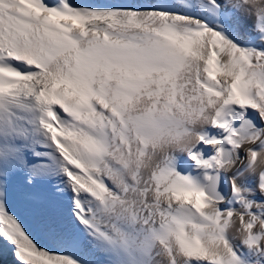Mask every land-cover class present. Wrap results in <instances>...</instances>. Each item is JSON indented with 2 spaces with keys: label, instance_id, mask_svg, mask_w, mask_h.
<instances>
[{
  "label": "snow or ice",
  "instance_id": "6c2138e0",
  "mask_svg": "<svg viewBox=\"0 0 264 264\" xmlns=\"http://www.w3.org/2000/svg\"><path fill=\"white\" fill-rule=\"evenodd\" d=\"M0 253L264 264V0H0Z\"/></svg>",
  "mask_w": 264,
  "mask_h": 264
},
{
  "label": "rangeland",
  "instance_id": "374dc122",
  "mask_svg": "<svg viewBox=\"0 0 264 264\" xmlns=\"http://www.w3.org/2000/svg\"><path fill=\"white\" fill-rule=\"evenodd\" d=\"M82 1V0H81ZM42 243L44 242V241H41ZM2 254V253H1ZM8 256H9V258H10V261L8 262V264H14V259H13V257H12V254L11 253H9L8 254ZM8 256H7V260H8ZM5 256L2 254V256H0V259L3 261V264H5L4 263V261H5ZM11 262V263H10ZM13 262V263H12ZM1 264V263H0Z\"/></svg>",
  "mask_w": 264,
  "mask_h": 264
},
{
  "label": "bare ground",
  "instance_id": "6f19581e",
  "mask_svg": "<svg viewBox=\"0 0 264 264\" xmlns=\"http://www.w3.org/2000/svg\"><path fill=\"white\" fill-rule=\"evenodd\" d=\"M74 2H76V3H83V2H86V0H74ZM0 256H2V254L0 253ZM10 261V258H9V256H8V260H7V257L5 258V261H4V263L5 264H8V262ZM0 263L1 264H3V261L0 259ZM11 263V262H10ZM13 263V262H12Z\"/></svg>",
  "mask_w": 264,
  "mask_h": 264
}]
</instances>
